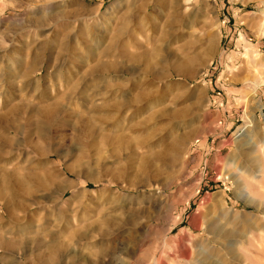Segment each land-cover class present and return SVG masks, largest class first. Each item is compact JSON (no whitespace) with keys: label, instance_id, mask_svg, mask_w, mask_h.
<instances>
[{"label":"rangeland","instance_id":"obj_1","mask_svg":"<svg viewBox=\"0 0 264 264\" xmlns=\"http://www.w3.org/2000/svg\"><path fill=\"white\" fill-rule=\"evenodd\" d=\"M262 133L264 0H0V264H264Z\"/></svg>","mask_w":264,"mask_h":264},{"label":"bare ground","instance_id":"obj_2","mask_svg":"<svg viewBox=\"0 0 264 264\" xmlns=\"http://www.w3.org/2000/svg\"><path fill=\"white\" fill-rule=\"evenodd\" d=\"M32 66V65H31ZM107 70H109V69H107ZM260 106V105H259ZM53 110V109H52ZM50 111V110H49ZM263 134V141H264V133H262Z\"/></svg>","mask_w":264,"mask_h":264}]
</instances>
